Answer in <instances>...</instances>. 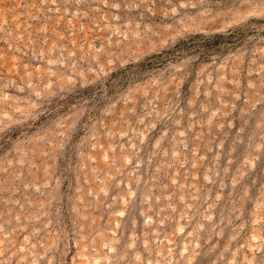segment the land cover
I'll list each match as a JSON object with an SVG mask.
<instances>
[{
	"label": "rangeland",
	"instance_id": "1",
	"mask_svg": "<svg viewBox=\"0 0 264 264\" xmlns=\"http://www.w3.org/2000/svg\"><path fill=\"white\" fill-rule=\"evenodd\" d=\"M0 264H264V0H0Z\"/></svg>",
	"mask_w": 264,
	"mask_h": 264
}]
</instances>
